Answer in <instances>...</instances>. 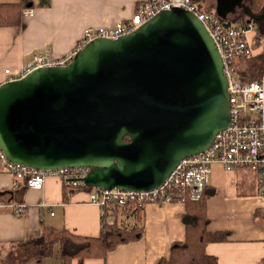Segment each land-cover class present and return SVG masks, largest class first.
<instances>
[{"label": "water", "instance_id": "1", "mask_svg": "<svg viewBox=\"0 0 264 264\" xmlns=\"http://www.w3.org/2000/svg\"><path fill=\"white\" fill-rule=\"evenodd\" d=\"M216 11L226 25L264 19L246 0H218ZM228 86L203 22L162 10L128 34L91 40L67 65L2 82L0 148L36 168L89 167L90 188L150 189L227 128Z\"/></svg>", "mask_w": 264, "mask_h": 264}, {"label": "crops", "instance_id": "2", "mask_svg": "<svg viewBox=\"0 0 264 264\" xmlns=\"http://www.w3.org/2000/svg\"><path fill=\"white\" fill-rule=\"evenodd\" d=\"M32 1L34 13L22 14L21 24L0 26V84L10 79L7 68L17 71L35 53L45 49L56 55L68 53L86 28L111 26L130 18L140 0ZM217 1L211 8L214 11ZM246 4L251 5V0ZM243 18L236 21L230 16L232 22L244 24L247 17ZM250 31L253 44L256 31ZM262 50V46L255 48L254 55ZM259 175L247 167L227 170L219 162L212 166L213 193L206 200L207 227L210 232H225L227 237L208 242L205 249L218 264H264V188ZM20 205L25 209L17 214L14 208ZM134 210L127 205L114 214L125 227L141 223L144 235L119 244L105 258H88L84 264H157L161 258L169 257L175 242L185 240L184 202H148L140 215ZM102 215L103 209L89 201L86 190L71 191L66 197L64 184L58 178L50 177L42 186L29 185L0 165V264L11 259L17 242L43 227H65L79 235L97 236ZM55 255L58 248L51 257ZM72 264H79L78 259Z\"/></svg>", "mask_w": 264, "mask_h": 264}, {"label": "built area", "instance_id": "3", "mask_svg": "<svg viewBox=\"0 0 264 264\" xmlns=\"http://www.w3.org/2000/svg\"><path fill=\"white\" fill-rule=\"evenodd\" d=\"M182 8L193 12L206 26L214 39L224 61V71L229 78L231 119L226 129L219 131L211 144L202 152L184 157L166 179L159 185L146 190H129L119 187L102 189L89 188L85 177L90 171L86 166H60L36 168L11 161L0 148V165L27 184L42 186L50 178L60 179L64 187L86 190L89 201L103 210L105 206L137 204L148 202L168 203L185 199H199L202 191L210 185L212 166L221 163L227 170L247 167L259 172L264 188V73L255 80H242L234 71V58L254 55L255 48L248 37L253 28L251 23L235 26L226 25L214 10H206L194 0H140L133 15L111 26L88 27L75 47L68 53L56 55L50 49L35 53L32 60L17 71L7 68L10 79H17L33 69L45 66L67 65L76 52L95 38L116 39L128 34L162 10ZM34 13L32 7L23 9L24 15ZM23 205L14 208L20 214ZM264 262V260H263Z\"/></svg>", "mask_w": 264, "mask_h": 264}, {"label": "trees", "instance_id": "4", "mask_svg": "<svg viewBox=\"0 0 264 264\" xmlns=\"http://www.w3.org/2000/svg\"><path fill=\"white\" fill-rule=\"evenodd\" d=\"M194 1L201 7L204 2L203 0ZM33 5L32 0L0 3V26L21 24L23 9L33 7ZM250 6L255 14L264 13V0H251ZM244 24L248 28V23L244 22ZM251 24L256 31L253 47L262 46L263 50L256 55L248 54L234 58V71L245 81L258 79L264 73V19H253ZM125 139L129 140V137L126 136ZM64 189L66 197L71 191L82 190H70L67 187ZM212 193L208 185L199 199L184 200L186 212L182 219L186 225L185 240L175 242L171 247L169 257L161 258L157 264H218L216 257L207 253L205 249L208 242L219 241L227 237L225 232L208 230L206 200ZM127 205L133 206L136 214H141L143 206ZM127 205L105 206L101 232L97 236L79 235L65 227H43L32 232L16 243L19 253L12 255L7 264H28L31 260L42 262L53 256L56 248H58L62 264H72L74 259H78L79 264H84L88 258H105L107 253L119 244L140 239L144 235V226L141 223L125 227L117 221L114 213Z\"/></svg>", "mask_w": 264, "mask_h": 264}, {"label": "rangeland", "instance_id": "5", "mask_svg": "<svg viewBox=\"0 0 264 264\" xmlns=\"http://www.w3.org/2000/svg\"><path fill=\"white\" fill-rule=\"evenodd\" d=\"M203 1L204 2H203L202 7H204L206 10H213L211 8L214 6V3H215L214 0H203ZM232 24L235 26L243 25L242 23H239L236 21H233ZM253 30L254 28H251V31ZM251 31H250V34L252 33ZM248 37H249V31H248ZM12 252H13V255L15 256L16 253H19V248L15 245ZM28 264H62V262L60 261L58 255H55L54 257H50L49 259L46 258L42 262H36L35 260H31L28 262Z\"/></svg>", "mask_w": 264, "mask_h": 264}]
</instances>
